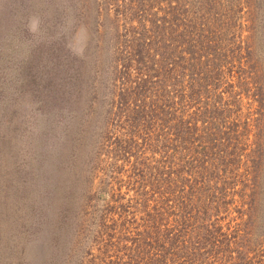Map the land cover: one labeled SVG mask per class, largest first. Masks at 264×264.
<instances>
[{"label": "trees", "instance_id": "trees-1", "mask_svg": "<svg viewBox=\"0 0 264 264\" xmlns=\"http://www.w3.org/2000/svg\"><path fill=\"white\" fill-rule=\"evenodd\" d=\"M77 1L96 80L59 27L56 68L103 119L49 264H264V0Z\"/></svg>", "mask_w": 264, "mask_h": 264}, {"label": "rangeland", "instance_id": "rangeland-1", "mask_svg": "<svg viewBox=\"0 0 264 264\" xmlns=\"http://www.w3.org/2000/svg\"><path fill=\"white\" fill-rule=\"evenodd\" d=\"M78 10L77 0H0V264H49L58 249L62 262L78 228L103 119L99 99L88 113L84 83L71 105L67 64L56 68L59 27L68 31L63 60L86 58L84 82L96 80Z\"/></svg>", "mask_w": 264, "mask_h": 264}]
</instances>
